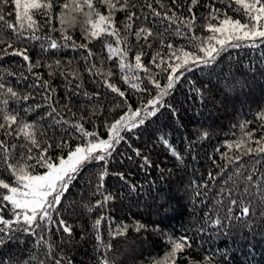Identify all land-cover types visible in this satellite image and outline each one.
I'll list each match as a JSON object with an SVG mask.
<instances>
[{
    "label": "trees",
    "instance_id": "16d2710c",
    "mask_svg": "<svg viewBox=\"0 0 264 264\" xmlns=\"http://www.w3.org/2000/svg\"><path fill=\"white\" fill-rule=\"evenodd\" d=\"M63 2L57 0L53 10L54 28L60 27L56 16ZM135 2L139 5L142 0ZM94 3L106 14L103 5L96 0ZM164 3L170 4V0H164ZM212 3L213 0H201L195 9L197 20L194 32L181 27L180 31L184 34L182 37L175 35V25L169 27L172 34L165 33V44L172 43L174 48L196 52L192 42L185 37L195 35L206 39L211 35L205 30L207 21L204 17L209 12L206 5ZM215 6L223 8L232 18H240L236 10L220 4L219 0H216ZM13 7L9 5V8ZM133 11L139 12L140 9ZM143 11L148 14L147 9ZM124 16L123 12L116 13L118 25ZM7 19L11 22L14 17L8 16ZM83 19L82 15L77 17L78 21ZM139 26L150 27L155 33L157 30L163 31L167 22L149 24L140 19L133 24V30ZM47 31L45 28L44 32ZM69 34L77 43L88 44L96 55L86 62L83 49H63L45 54L41 52L40 42L22 41L16 46L22 44L29 47L32 59L42 64L34 72H39L44 79L49 80L55 89L53 96L57 101L56 106L63 109L64 119L71 123H81L85 130L95 132L100 139L106 138L109 126L121 116L130 114L129 110L146 107L147 101L167 85V76L171 71L167 69V63H178L174 58L168 60V50L161 46L160 38H150L151 47H148L143 40L136 44L135 37L130 36L128 39L132 51L129 52L128 62L134 64V53L143 51L142 63L149 69L147 74L142 70L134 73L139 76L138 80L132 81L139 85L140 90H137L121 78L118 58L106 59L108 52L101 40L88 43L79 24L69 29ZM51 35L60 41L58 31ZM106 40L114 44L112 38ZM157 51L167 61L160 67L151 62ZM56 60L61 61L60 67L55 65ZM49 64L53 67L49 68ZM92 64L96 66L92 69L94 75L87 71V67ZM22 65L20 57H6L0 61V75L4 76V82L18 91L31 82L30 77L29 81L16 83L19 72L24 71L25 75H29ZM7 71L17 73V76L9 77ZM61 71L67 75H60ZM108 71L112 72L111 77L105 75ZM50 72L53 75L49 76ZM71 73H77V78L74 79ZM180 73L183 75L179 82L170 90V94L163 97V106H156L155 115L144 116L142 112L140 118L144 119V124L121 131L123 139L115 145V151L106 163L88 165L70 183L58 211L75 230L72 243L64 249L74 264H94L99 255L93 253L96 242L91 229L94 219L99 215L109 218L102 221L100 229L105 241L109 238L108 225L113 228L128 226L127 235L118 236L112 241L113 249L108 256L114 264H156L157 261H163L170 252L171 241H178L182 237H186L192 246L180 254L183 259H178L177 264H264V203L261 202V192L257 185L244 178L256 171L255 179L264 182L261 176L264 172V155H242L245 148L257 147L254 141L264 136V121L259 119L264 114V44L258 48H229L212 68L194 67L193 71L181 69L176 75ZM149 77L159 82L161 89H157ZM105 79L120 88L125 96L119 97L105 88ZM78 83L81 84L79 89L75 87ZM74 92L80 94L75 95ZM84 92L92 98L84 96ZM36 99L43 103L41 97L37 96ZM65 105L71 108L70 112L64 108ZM14 107L18 105L10 103L9 110ZM21 116L25 122L37 123V138L42 143L67 142L63 150H49L53 157L66 158L71 149L86 142L70 125L53 124L51 118L38 120L35 113H21ZM248 133H252L251 140L248 139ZM0 140H6L9 146H17L15 149L9 147L12 153L10 162L19 160L22 152L27 155V148H21V145L27 144L22 137H5L0 130ZM240 141L243 147L237 148V142ZM229 145L233 147L229 149ZM33 151L36 152L35 149ZM173 151L182 159L178 160L172 154ZM222 154L233 158L241 156L240 164L244 165L241 172L244 175H236L239 165L228 164ZM2 167L3 161L0 160V170ZM104 167L109 176L105 178L103 191L105 194L111 193L114 200L105 209L94 208L88 212L85 205H93L102 200L99 194L94 195V186L98 182V173ZM222 168L226 170L223 175H219ZM37 171L43 174L46 169L38 168ZM112 173H123L127 179L121 180ZM209 174L215 176V179H209ZM228 176H232V179L225 183ZM132 185H135V191L131 190ZM232 200L237 203L232 204ZM244 206L250 208L249 216L241 215ZM53 216L56 218V213ZM217 219L221 221L218 226L214 223ZM135 225H143L144 228L137 232ZM17 235V239L0 247V258L10 264H38L45 249L35 244V236ZM46 239L56 240L57 237ZM33 256L37 259H33Z\"/></svg>",
    "mask_w": 264,
    "mask_h": 264
},
{
    "label": "snow or ice",
    "instance_id": "6c2138e0",
    "mask_svg": "<svg viewBox=\"0 0 264 264\" xmlns=\"http://www.w3.org/2000/svg\"><path fill=\"white\" fill-rule=\"evenodd\" d=\"M57 0H0V61H4L6 57H20L23 67L29 75H25L24 71L19 72L16 83L21 81L31 82L23 86V90L18 91L14 87L4 82V76L0 75V130L4 132L5 137L15 136L16 139L21 137L27 141L26 145L21 148H27V155L21 153L20 159L10 162L12 153L9 147L15 149V144L8 145L6 140H0V160L3 161L2 170H0V247L6 245L7 242L17 239V234H27L35 236V244L45 249L42 253L43 258L38 260V264H74L73 260L67 256L64 249L72 243L74 239V229L67 220L61 217L58 211L62 207V198L68 191L70 183L85 170L88 165L98 162H107V158L111 157L115 151V145L123 139L120 135L122 130L135 128L144 124V119L140 118L143 112L144 116L155 115L156 106L161 105L163 97L170 94V90L179 82L183 73L176 75L181 69L185 71H193V68H212L223 52L229 48L249 47L258 48L264 44V0H219V3L236 10L240 16L239 19L230 17L223 8L215 6L216 0L212 4L206 5L209 9L208 15L204 17L207 21L204 25L205 30L211 35L206 39H201L195 35L188 38L192 42V47L196 52L185 51L182 48H174L172 43H166L163 39L165 33L171 35L169 27L175 25V35L184 37L180 31L181 27L194 32L197 12L195 9L200 5L201 0H170V4L164 3V0H142L141 4H137L135 0H96L97 3L106 8V14L96 7L94 0H64L60 4V12L56 19L60 27L52 26L53 10ZM9 5H14L9 8ZM186 5V8H185ZM203 6V5H202ZM139 8L140 11H133ZM144 9L148 10V14L144 13ZM181 9H184L181 11ZM125 13L123 21L118 25L116 13ZM83 16V21H78V16ZM8 16H13L14 20L9 21ZM143 19L149 24L157 21L167 22L163 31L157 30L154 33L152 28L139 26L135 31L133 24ZM217 21V23H212ZM80 25L84 39L91 43L94 40H101L107 49V60L118 58V67L121 72V78L126 84L134 89L140 90L139 85L132 83L138 80L139 76L134 75L137 70H142L146 74L149 69L142 63L143 51L134 53L135 63L128 62L129 52L132 51V45L129 37L134 36L136 44H140L143 40L144 45L151 47L150 38H160L161 46L168 50V60L178 61V63H167L159 51L151 58V62L160 67L167 63V69H171L167 76V85L161 89L159 82L153 77H149L150 81L157 89H161L158 94L147 101V106L136 111H130V115L121 116L119 120L109 126V138L100 139L95 132L85 130L81 123H71L65 120L62 111L56 104L53 93L55 89L51 87L49 80L44 79L39 72L42 64L33 60L29 55L30 48L23 46L17 47L22 41L40 42L39 47L42 53H49L63 49H71L73 51L83 49L86 52L84 57L88 62L93 58L94 53L88 44L77 43L73 36L69 34V29H73ZM47 28V33L44 29ZM60 33V41L51 35L53 32ZM112 38L113 43H108L106 38ZM214 41V43H213ZM115 45V46H114ZM197 53H202L199 55ZM16 63V61H11ZM55 65L61 66V61L56 60ZM49 68L53 65L49 64ZM96 66L92 64L87 67L90 75H94L92 69ZM167 69H164L165 71ZM7 76H17V73L7 71ZM53 73H49V76ZM60 75H67L61 71ZM73 78H77V73H71ZM107 77L112 76V72L105 74ZM104 87L119 97H124L125 93L115 84L105 79ZM79 89L81 84H76ZM146 90V89H145ZM79 95L80 93H73ZM84 96L89 99L92 96L84 92ZM96 95V94H93ZM37 96L42 98L43 103L37 101ZM31 101V103H29ZM10 103L18 105L11 111ZM67 111H71L68 105L64 106ZM44 109V111H40ZM21 113L25 115L36 114L38 120H47L51 118L53 124H67L80 134V137L86 142L74 147L68 153L66 158L63 156L53 157L50 149L67 147V142L61 140L57 144L41 142L37 138L39 131L37 123L25 122ZM139 118V119H137ZM259 119L264 121V114ZM15 126V127H14ZM44 135V133H40ZM206 136V134H205ZM248 139H252V133L247 134ZM92 137L93 139H87ZM165 143H167L165 141ZM257 147H247L242 155L257 156L264 155V136L254 141ZM229 149L233 146L229 145ZM243 147V142H237V148ZM36 150L34 152L33 150ZM178 160L182 159L175 151L172 153ZM137 155L139 153L137 152ZM228 164H238L235 174L243 176L241 169L244 167L240 164L241 156L235 158L222 154ZM34 161V163H28ZM58 161V162H57ZM145 163L148 161L145 158ZM256 163H259L257 161ZM255 167V166H253ZM43 168L46 171L40 174L37 169ZM226 168H222L219 175H223ZM258 171V170H257ZM121 180L127 177L123 173H112ZM109 176V172L104 167L98 173V182L95 184V193L102 196V200H98L93 205H85L88 212L96 209H105L109 202L114 200V196L109 193L105 194V178ZM264 177V172L261 173ZM256 171L250 172L244 178L250 183L256 184L261 192V202L264 203V182L255 179ZM209 179L214 180L215 176L209 174ZM232 176H228L224 181L231 180ZM207 187V185H205ZM131 190L135 191V185L131 186ZM223 191V189H222ZM248 189L245 188V192ZM199 195V193H197ZM236 204V200L231 201ZM231 211V209H229ZM53 213H56L54 218ZM251 210L244 206L241 208L242 216H249ZM264 215V213H262ZM103 215L97 216L91 229L95 244L93 247L94 255L99 253L94 264H114L109 259L108 253L112 252V241L118 236H125L128 232L127 225L113 228L108 225V240L105 241L101 234L102 221H106ZM215 225H220L221 221L217 219ZM135 231L139 232L143 225H135ZM46 237H57L56 240L46 239ZM192 245L186 237L180 240L171 241V250L165 256L163 261H157L156 264H177L178 259H183L180 255ZM59 249V251H57ZM37 259L36 256L32 257ZM0 264H10L9 261L0 258ZM27 264V262H26Z\"/></svg>",
    "mask_w": 264,
    "mask_h": 264
},
{
    "label": "rangeland",
    "instance_id": "374dc122",
    "mask_svg": "<svg viewBox=\"0 0 264 264\" xmlns=\"http://www.w3.org/2000/svg\"><path fill=\"white\" fill-rule=\"evenodd\" d=\"M127 115H130V114H127ZM109 138V133H108V136L106 138H104L105 140Z\"/></svg>",
    "mask_w": 264,
    "mask_h": 264
}]
</instances>
